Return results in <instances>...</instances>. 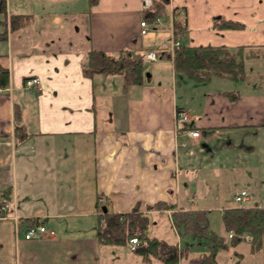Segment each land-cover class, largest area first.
I'll use <instances>...</instances> for the list:
<instances>
[{
  "label": "crops",
  "instance_id": "0c3cea01",
  "mask_svg": "<svg viewBox=\"0 0 264 264\" xmlns=\"http://www.w3.org/2000/svg\"><path fill=\"white\" fill-rule=\"evenodd\" d=\"M167 1L172 41L159 47L156 38L168 40L165 31L155 30L160 25L151 31L149 23L140 32L146 18L142 0H5L0 65L8 69L9 81L0 87V264H100L97 204L113 211L138 205L147 212V226L162 215L175 231V218L206 209L210 227L223 236L221 212L234 205L223 197L224 176L246 178L235 196L247 190L264 163V140L252 141L264 135V91L223 78L232 87L205 91L194 104H177L175 88L187 78L177 77L163 51L172 53L176 46L173 21L188 32V45L251 39L264 26V0ZM174 6L182 8L183 20L176 21ZM241 11L248 18L241 17L242 28L213 26L216 18H240ZM27 13V23L10 27L12 14ZM150 36L153 45L144 50ZM155 48L158 58L150 61L146 53ZM90 50L140 55L143 82L124 86L118 72L84 75ZM31 75L39 77L38 86H24ZM212 78L195 82L209 87ZM176 107L189 113L185 129L175 127ZM191 129L199 136H190ZM159 200L169 207L146 209ZM4 202L11 205L6 216ZM33 222L54 229V235L25 238ZM201 252L190 248L180 264ZM236 260L264 264V250L252 253L250 241L241 240L216 254V264Z\"/></svg>",
  "mask_w": 264,
  "mask_h": 264
},
{
  "label": "trees",
  "instance_id": "16d2710c",
  "mask_svg": "<svg viewBox=\"0 0 264 264\" xmlns=\"http://www.w3.org/2000/svg\"><path fill=\"white\" fill-rule=\"evenodd\" d=\"M96 2L97 0H89ZM167 0H151L150 7L145 9V17L153 20L164 12ZM0 12L5 13V0H0ZM30 13L12 14L10 27L17 28L29 21ZM4 22L6 20H3ZM213 26L222 28H242L244 24L238 20L216 18ZM173 32L181 30V24L173 21ZM172 59L175 72L193 81H206L211 77H224L239 82L245 79V57L264 58V44H240L235 49L224 44L188 45L178 44L173 52L163 51ZM83 73L91 76L93 73L118 72L123 76L124 86L141 84L143 82L144 64L140 55H121L114 57L102 50H90L82 65ZM178 76V77H179ZM9 81L8 69L0 65V87H5ZM180 109L179 107H176ZM169 207L159 200L146 205V209L162 210ZM98 224L97 238L101 243L123 244L140 256L146 264L153 260L161 264H180L186 258L191 246L206 241V250L189 258V264H216V254L221 249L236 245L241 238L249 236L251 252L264 250V205L234 204L223 208L221 221L226 231H232L233 236L227 241L209 225V212L206 209H195L181 219L173 220L176 226L183 228L190 241L180 240L168 243L156 236L147 234L148 215L146 211L135 205L128 211H113L97 204ZM172 215H176L172 213ZM137 237L138 242L131 248L130 238ZM237 264V260L235 261Z\"/></svg>",
  "mask_w": 264,
  "mask_h": 264
},
{
  "label": "rangeland",
  "instance_id": "374dc122",
  "mask_svg": "<svg viewBox=\"0 0 264 264\" xmlns=\"http://www.w3.org/2000/svg\"><path fill=\"white\" fill-rule=\"evenodd\" d=\"M220 5H221V2L216 4V6H220ZM240 8H242V7H240ZM173 9L176 11L174 14L176 21L183 20V16L180 17L181 14H178V13H180V10L182 8L179 6H174ZM241 17L248 19L246 17V15L243 13V11H241L240 18H238L236 20H238L240 22H245V20L241 19ZM162 18H164V20L166 21V24L164 26H163V24H161ZM158 19H159V22H154L153 20L147 19L148 22L150 23V30L151 31L154 30V28L152 26H155L157 28L160 25L158 27V29H155V30L165 31V33L168 37V40L166 39L164 42H162L163 41L162 37H158L155 39V43H157V45H160L159 47H161L163 45H167V47H169V46H171V41H172L170 38L171 37L170 36L171 19H172L170 6H167L166 9L164 10V12L158 14ZM254 30H255V34H252L251 35L252 37L249 40L248 39L246 41L243 39L239 40L238 36H237L236 40L229 41V43L227 40L223 43H226L232 49H235V47L238 44H246V43H258V44H260V43H264V26H261L260 28H256ZM146 36H148V35H146ZM187 36H188L187 31L177 32V34H176L177 40H179L183 43L187 42ZM146 41L149 44H145L146 46H144V50L147 49V46L151 48V46L153 45V40H152L151 36ZM158 43H160V44H158ZM196 45H204V43L196 44ZM152 49H154V48H152ZM155 50L158 51L157 48H155ZM150 68L151 67L148 65V63H145V69L150 71ZM244 72H245L246 77L244 80L241 81V84L250 83V85L252 84V87H250V90L257 88V89L264 91V58L245 57V59H244ZM178 76L179 75L177 74V77ZM223 78L224 77H221V78L213 77L212 83L209 85V87L207 85H204L205 83H203V82L201 83L202 85H198L199 83H197L195 81H191V80H187V79L182 80L181 81L182 84L177 85L175 88V90H176V93H175L176 103L185 105V103H187V102H189V103L192 102L191 104H194V103H196V99L198 98L197 96L201 95L205 91H210L211 89L232 87L229 84L230 79L227 80V79H223ZM165 80H166L165 74H163L161 76V81L165 82ZM254 83L259 85L261 88L254 86ZM241 88H244V87H241ZM256 139L257 140H252V141H255V143L258 144V142L260 140V144L263 145L264 135H261V133H260L259 137L256 136ZM256 150H259V145H258V148ZM224 177H225V178H223L224 180H222L223 181L222 192H223V197H226V201L231 202V204H239L240 205V204L247 203L246 201H248V199L250 198V200H249L250 203H255V205L256 204H264V163L263 162L261 163V165L258 168L257 176L253 178V180L251 181V184L249 186H247V188H246L248 190L250 197L247 198L243 202H236L234 200V198H232V197H234V194H233L234 190L237 189V187H241L242 184L244 183L243 180L246 181V178H244L238 182L237 179L234 180V178H232L229 175L224 176ZM245 183H247V182H245ZM193 206L195 207V204ZM94 221H95L94 232L97 234L96 228H97V224L99 222L97 215H96ZM213 226L215 228V224ZM146 232H147V234L157 235L158 237H161V239H163L164 241H167V242L176 241V239H179V237L181 238V240H180L181 242H183L184 240L190 241V236L188 234L184 233L183 228L179 227V229L177 231H175V227L173 226V223L167 224L166 219L162 215H158L155 218L150 220V224H149ZM229 232L233 233L232 231H226L225 230V232L223 234L225 240H227V241L233 236V234H232L231 237H228L227 235ZM239 237L241 238V240H243V242L245 240L249 241V236L247 234L239 235ZM129 243H130V241H129ZM205 243H206V241L202 240L201 244L193 245V246H191V249L203 252L204 250H206ZM228 247H232V245H230ZM100 253H101L100 264H146L142 261L140 256H137L136 254L131 252L127 248V246L123 245V244L103 243V244H101ZM152 264H161V263L156 261V260H153Z\"/></svg>",
  "mask_w": 264,
  "mask_h": 264
},
{
  "label": "built area",
  "instance_id": "2783aa9c",
  "mask_svg": "<svg viewBox=\"0 0 264 264\" xmlns=\"http://www.w3.org/2000/svg\"><path fill=\"white\" fill-rule=\"evenodd\" d=\"M151 5V0H142V6L143 8H148ZM158 19L156 18L154 21H157ZM148 22L147 20H141L140 21V32L142 34L146 33L148 30ZM146 58L150 61L156 60L158 58V53L156 50H149L146 53ZM40 83L39 77L31 75L27 77L24 81V86H38ZM1 90V88H0ZM189 120V114L183 110V109H177L175 110V127L176 129H183L185 128V123ZM188 134L192 137H198L199 136V130L198 129H191L188 130ZM248 198V193L246 190H240L236 195H235V200L236 201H244ZM11 205L8 202H4L1 205V210L3 212L2 216H6L7 212L9 211ZM14 218H17L14 216ZM17 220V219H16ZM55 231L52 228L46 227L44 224L40 222H33L31 223L27 229L26 232L24 233L25 238H31V237H42V236H48V235H54ZM228 237L232 236V233L229 232ZM138 242L137 237H132L130 238V244L131 248H134V244Z\"/></svg>",
  "mask_w": 264,
  "mask_h": 264
}]
</instances>
